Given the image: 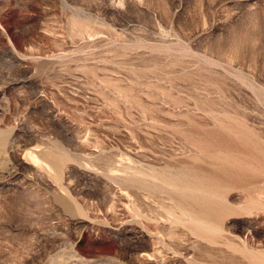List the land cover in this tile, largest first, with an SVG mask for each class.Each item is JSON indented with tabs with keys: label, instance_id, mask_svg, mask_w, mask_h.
Returning <instances> with one entry per match:
<instances>
[{
	"label": "rangeland",
	"instance_id": "obj_1",
	"mask_svg": "<svg viewBox=\"0 0 264 264\" xmlns=\"http://www.w3.org/2000/svg\"><path fill=\"white\" fill-rule=\"evenodd\" d=\"M0 264H264V0H0Z\"/></svg>",
	"mask_w": 264,
	"mask_h": 264
},
{
	"label": "bare ground",
	"instance_id": "obj_2",
	"mask_svg": "<svg viewBox=\"0 0 264 264\" xmlns=\"http://www.w3.org/2000/svg\"><path fill=\"white\" fill-rule=\"evenodd\" d=\"M225 157H226V156H225ZM209 164H210V163H209ZM219 173H220V172H219ZM229 175H231V174H229ZM221 176H222V175H221ZM233 177H234V176H232V178H233ZM229 179H230V178H229ZM214 183H215V182H214ZM217 183H218V182H217ZM193 186H194V185H193ZM182 188H183V187H182ZM208 191H209V190H208ZM204 199H205V197H204ZM202 200H203V199H202ZM205 200H206V199H205ZM212 201H214V200H212ZM212 201H210V202H212ZM206 202H207V201H206ZM210 202H209V203H210ZM203 203H205V202H203ZM207 203H208V202H207ZM213 203H215V202H213ZM213 203H211V204H213ZM218 204H219V203H218ZM209 205H210V204H209ZM213 206H214V205H213ZM215 206H216V205H215ZM215 206H214V207H215ZM208 208H209V207H208ZM208 208H207V209H208ZM210 209H211V208H210ZM213 209H214V208H213ZM213 209H212V210H213ZM217 209H218V208H217ZM208 211H209V210H208Z\"/></svg>",
	"mask_w": 264,
	"mask_h": 264
}]
</instances>
